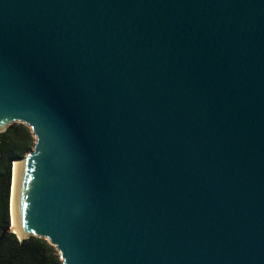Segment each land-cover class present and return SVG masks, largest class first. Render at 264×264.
<instances>
[{"label": "water", "instance_id": "water-1", "mask_svg": "<svg viewBox=\"0 0 264 264\" xmlns=\"http://www.w3.org/2000/svg\"><path fill=\"white\" fill-rule=\"evenodd\" d=\"M10 231L61 264H264V0H0Z\"/></svg>", "mask_w": 264, "mask_h": 264}, {"label": "trees", "instance_id": "trees-1", "mask_svg": "<svg viewBox=\"0 0 264 264\" xmlns=\"http://www.w3.org/2000/svg\"><path fill=\"white\" fill-rule=\"evenodd\" d=\"M35 137L24 123H14L0 133V264H61L48 240L32 236L20 240L11 232V190L14 161L31 151Z\"/></svg>", "mask_w": 264, "mask_h": 264}, {"label": "rangeland", "instance_id": "rangeland-1", "mask_svg": "<svg viewBox=\"0 0 264 264\" xmlns=\"http://www.w3.org/2000/svg\"><path fill=\"white\" fill-rule=\"evenodd\" d=\"M11 193H12V190H11ZM10 206H11V203H10ZM10 210H11V207H10Z\"/></svg>", "mask_w": 264, "mask_h": 264}]
</instances>
